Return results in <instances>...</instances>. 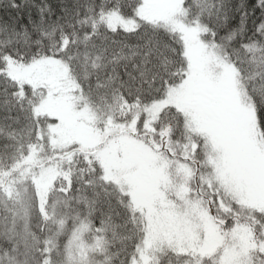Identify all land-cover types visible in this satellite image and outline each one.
Wrapping results in <instances>:
<instances>
[{
  "label": "snow or ice",
  "instance_id": "obj_1",
  "mask_svg": "<svg viewBox=\"0 0 264 264\" xmlns=\"http://www.w3.org/2000/svg\"><path fill=\"white\" fill-rule=\"evenodd\" d=\"M60 102L102 117L59 192L132 241L121 264H264V0H0V130L58 139ZM127 137L147 188L105 159Z\"/></svg>",
  "mask_w": 264,
  "mask_h": 264
},
{
  "label": "trees",
  "instance_id": "obj_2",
  "mask_svg": "<svg viewBox=\"0 0 264 264\" xmlns=\"http://www.w3.org/2000/svg\"><path fill=\"white\" fill-rule=\"evenodd\" d=\"M66 104L57 103L48 111L53 115L65 113ZM39 135L48 136V129L41 125ZM81 149L85 153L93 150L75 144L58 145L53 138L40 139L23 119L11 134L7 129L0 130V176L7 177L0 182V264H43L44 260L48 264H76L69 260V242L82 222L90 223L95 235L104 239L105 251L98 252L100 262L94 264H121L125 246L130 249L132 241L114 237L107 224L101 225L98 215H88L85 207L77 203L74 193L65 197L59 192L67 184L65 174L79 187L75 178L84 167ZM26 166L33 168L37 176L53 167L58 177L50 185L40 187V179L34 173L33 178L25 179L29 173ZM62 167L65 170L60 174ZM140 181L147 188L148 168ZM37 191L43 194L40 200ZM169 259L176 264L175 257L161 254V264H168Z\"/></svg>",
  "mask_w": 264,
  "mask_h": 264
},
{
  "label": "rangeland",
  "instance_id": "obj_3",
  "mask_svg": "<svg viewBox=\"0 0 264 264\" xmlns=\"http://www.w3.org/2000/svg\"><path fill=\"white\" fill-rule=\"evenodd\" d=\"M70 104H66L65 113L62 111V126L58 129L59 138L53 137V142L58 145H72L76 141H82L81 147H87L93 149L95 146L100 145L102 140L107 139V133L101 132L99 127V121L102 117L97 116L96 127H90L88 124L79 122L76 116L73 114L72 108L68 107ZM91 119V117H88ZM73 142V143H72ZM117 151L127 156L126 161H119L117 158ZM33 153V151H32ZM105 159L110 162L117 163L120 166L127 167L129 169L143 165L144 173L147 170V164L144 161L143 155L139 152L135 142L132 138H125L119 142L110 141V149L104 153ZM30 159V157H29ZM29 161V160H28ZM21 162V161H20ZM25 169H29V173L26 174V178L32 177V173L38 177L39 186L46 187L52 183L57 177L58 172L53 168H45L40 176H37L36 171L33 168L26 166ZM64 167L60 170V174H63ZM5 175L0 176V182H3L7 177ZM33 178V177H32ZM90 234V235H88ZM69 242V260L72 263L79 264H94L99 263L100 259L96 257L98 252H104V239L101 235H95L92 229V225L88 222H82L80 226L76 228V231L70 238Z\"/></svg>",
  "mask_w": 264,
  "mask_h": 264
}]
</instances>
